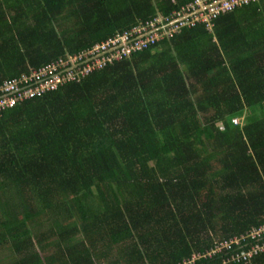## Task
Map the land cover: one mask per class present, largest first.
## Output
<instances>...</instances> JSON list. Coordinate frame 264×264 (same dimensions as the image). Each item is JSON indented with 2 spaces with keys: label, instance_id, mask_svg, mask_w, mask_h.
I'll list each match as a JSON object with an SVG mask.
<instances>
[{
  "label": "trees",
  "instance_id": "obj_1",
  "mask_svg": "<svg viewBox=\"0 0 264 264\" xmlns=\"http://www.w3.org/2000/svg\"><path fill=\"white\" fill-rule=\"evenodd\" d=\"M191 1L0 0V83ZM261 224L264 0L0 113L11 264H181Z\"/></svg>",
  "mask_w": 264,
  "mask_h": 264
},
{
  "label": "built area",
  "instance_id": "obj_2",
  "mask_svg": "<svg viewBox=\"0 0 264 264\" xmlns=\"http://www.w3.org/2000/svg\"><path fill=\"white\" fill-rule=\"evenodd\" d=\"M259 0H192L167 15L156 16L129 30L94 44L90 49L77 54H67L66 59H58L40 67L21 73L13 79L0 83V113L13 109L26 100L41 97L86 76L122 61L136 53L162 41H169L183 30L203 27L211 32L214 22L232 10ZM237 118L230 121L235 125ZM227 253V260L220 264L247 263L251 258L264 253V224L216 243L204 254L193 255L181 264H196L201 259H211L215 254Z\"/></svg>",
  "mask_w": 264,
  "mask_h": 264
},
{
  "label": "rangeland",
  "instance_id": "obj_3",
  "mask_svg": "<svg viewBox=\"0 0 264 264\" xmlns=\"http://www.w3.org/2000/svg\"><path fill=\"white\" fill-rule=\"evenodd\" d=\"M238 119V118H237ZM241 120L242 119H238L237 120V124H239V123H241ZM231 122V121H230ZM231 124H233L232 122H231ZM52 252H50V253H43V254H41V257H45V256H48L49 254H51ZM13 260L14 259H12V260H5V261H2L1 262V264H11L12 262H13ZM109 260H111V261H114V260H116V254H113V256H112V258L111 259H109Z\"/></svg>",
  "mask_w": 264,
  "mask_h": 264
},
{
  "label": "crops",
  "instance_id": "obj_4",
  "mask_svg": "<svg viewBox=\"0 0 264 264\" xmlns=\"http://www.w3.org/2000/svg\"><path fill=\"white\" fill-rule=\"evenodd\" d=\"M3 251H5V247H2L0 246V264L2 261H5V260H12L8 257V254L7 255H3L2 253H4ZM41 255V254H40ZM19 258V257H18ZM14 259V258H13ZM14 261V260H13Z\"/></svg>",
  "mask_w": 264,
  "mask_h": 264
}]
</instances>
